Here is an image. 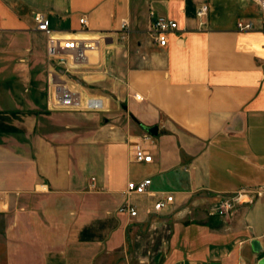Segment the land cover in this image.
<instances>
[{
  "label": "crops",
  "instance_id": "crops-1",
  "mask_svg": "<svg viewBox=\"0 0 264 264\" xmlns=\"http://www.w3.org/2000/svg\"><path fill=\"white\" fill-rule=\"evenodd\" d=\"M38 11L60 32L87 17L98 49L69 81L102 96L111 122L49 107ZM151 11L179 24L167 45L147 32ZM260 25L257 0H0V264H259L264 193L230 217L216 206L264 187ZM150 124L153 160L136 162ZM146 177L148 193L127 192ZM164 192L174 201L155 211Z\"/></svg>",
  "mask_w": 264,
  "mask_h": 264
},
{
  "label": "built area",
  "instance_id": "built-area-1",
  "mask_svg": "<svg viewBox=\"0 0 264 264\" xmlns=\"http://www.w3.org/2000/svg\"><path fill=\"white\" fill-rule=\"evenodd\" d=\"M261 8V27H264V0H257ZM208 11V5L202 3L197 9L198 16H204ZM151 22L147 29L152 40L159 45H167L169 34L179 26L175 19L165 16H154L151 11ZM34 20L36 28L46 33L47 36V102L53 109L103 111L106 109L105 100L99 95H87L83 89L72 84L67 74L73 73L79 66L89 61L90 51L98 49V39L93 36H85L87 17L82 16L80 22L83 24L81 32L55 31L50 25V19L43 12H35ZM255 26L253 21H239L240 29H250ZM121 30L129 33L130 24L128 19L121 23ZM137 98L141 95L136 94ZM152 135L145 133L140 141L134 143L133 159L136 162H150L153 160L151 152ZM152 178L146 177L142 180H130L127 184L129 194H145L150 191ZM255 193L261 196L264 187L253 189H241L225 196L216 206L219 214L230 217L233 215L237 204L241 202L246 194ZM174 201L172 192H164L154 203V210L161 211ZM130 215L138 214V209L128 203L121 207Z\"/></svg>",
  "mask_w": 264,
  "mask_h": 264
},
{
  "label": "rangeland",
  "instance_id": "rangeland-1",
  "mask_svg": "<svg viewBox=\"0 0 264 264\" xmlns=\"http://www.w3.org/2000/svg\"><path fill=\"white\" fill-rule=\"evenodd\" d=\"M73 75L72 74H67V77H68V80L69 78H74L76 79V77H72ZM73 80V79H72ZM62 111H67L66 109H62ZM71 111H83V110H71ZM99 113H101V116L96 120V124H101V123H104V122H111L112 121V118L110 116L107 115L108 111L107 110H103V111H99ZM115 122V121H114ZM155 124H150L146 127L145 129V133L147 134H150V135H154L153 133H151L149 130H148V127L150 126H153ZM144 133V134H145ZM165 187H170V185H168L167 183H165L164 185Z\"/></svg>",
  "mask_w": 264,
  "mask_h": 264
},
{
  "label": "water",
  "instance_id": "water-1",
  "mask_svg": "<svg viewBox=\"0 0 264 264\" xmlns=\"http://www.w3.org/2000/svg\"><path fill=\"white\" fill-rule=\"evenodd\" d=\"M148 130H149L151 133H153V134H157V133H158V125L155 124V125H153V126H150V127H148ZM256 243H258V242H257V241H254V242H253V244H255V245H256ZM259 264H264V257L260 259Z\"/></svg>",
  "mask_w": 264,
  "mask_h": 264
},
{
  "label": "bare ground",
  "instance_id": "bare-ground-1",
  "mask_svg": "<svg viewBox=\"0 0 264 264\" xmlns=\"http://www.w3.org/2000/svg\"><path fill=\"white\" fill-rule=\"evenodd\" d=\"M83 35L88 36V34H83ZM96 50H97V49L90 51V54H91L93 51H96ZM90 54H89V58H90ZM79 67H81V66H79Z\"/></svg>",
  "mask_w": 264,
  "mask_h": 264
}]
</instances>
